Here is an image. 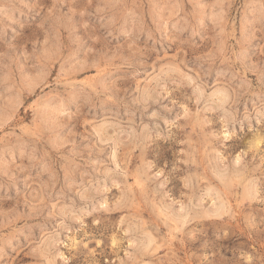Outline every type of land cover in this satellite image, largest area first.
Segmentation results:
<instances>
[{"label": "rangeland", "instance_id": "1", "mask_svg": "<svg viewBox=\"0 0 264 264\" xmlns=\"http://www.w3.org/2000/svg\"><path fill=\"white\" fill-rule=\"evenodd\" d=\"M0 264H264V0H0Z\"/></svg>", "mask_w": 264, "mask_h": 264}]
</instances>
